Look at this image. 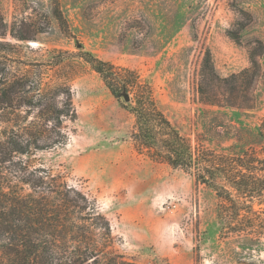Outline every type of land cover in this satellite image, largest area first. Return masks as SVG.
I'll return each instance as SVG.
<instances>
[{
  "label": "rangeland",
  "instance_id": "obj_1",
  "mask_svg": "<svg viewBox=\"0 0 264 264\" xmlns=\"http://www.w3.org/2000/svg\"><path fill=\"white\" fill-rule=\"evenodd\" d=\"M57 5L65 28L53 12ZM0 11L6 23L0 78L67 84L78 114L64 123L67 143L38 151L35 163L62 173L95 199L120 252L142 264H264V197L244 206L225 204L195 172L140 153L125 98L115 97L79 54L90 51L136 70L194 146L217 153L253 148L263 155L264 0H0ZM231 30L239 32V41ZM252 48L262 51L255 106L203 103L198 85L206 51L227 76L250 65ZM30 86L27 81L19 93ZM28 109L22 106L20 114L32 119ZM226 209L233 215L260 210L262 219L253 224L260 240H246L234 230L237 224L223 223Z\"/></svg>",
  "mask_w": 264,
  "mask_h": 264
},
{
  "label": "trees",
  "instance_id": "obj_2",
  "mask_svg": "<svg viewBox=\"0 0 264 264\" xmlns=\"http://www.w3.org/2000/svg\"><path fill=\"white\" fill-rule=\"evenodd\" d=\"M53 12L65 28L67 22L58 5ZM5 28L0 11V37ZM230 34L240 40L238 31ZM79 54L115 97L131 95L125 105L135 116L132 138L140 153L195 172L197 180L215 189L225 204L244 206L256 196L263 199L264 153L253 148L217 153L194 146L160 108L151 85L136 70L90 51ZM261 54L252 48L249 66L222 76L208 49L200 70V100L220 107H254ZM27 81L30 88L19 93ZM22 106L34 113L32 119L20 114ZM77 116L67 84L42 87L25 76L0 78V122L5 123L0 129V264H142L116 247L111 222L95 199L70 184L62 173L35 163L38 151L67 143L69 133L64 123ZM259 134L264 143V119ZM259 211L233 215L226 209L221 218L223 223L237 224L234 230L246 240L252 239L251 235L260 240L261 232L253 225L262 219Z\"/></svg>",
  "mask_w": 264,
  "mask_h": 264
},
{
  "label": "water",
  "instance_id": "obj_3",
  "mask_svg": "<svg viewBox=\"0 0 264 264\" xmlns=\"http://www.w3.org/2000/svg\"><path fill=\"white\" fill-rule=\"evenodd\" d=\"M124 98H125L126 101H129V100L131 99L129 93H126V94L124 95Z\"/></svg>",
  "mask_w": 264,
  "mask_h": 264
}]
</instances>
